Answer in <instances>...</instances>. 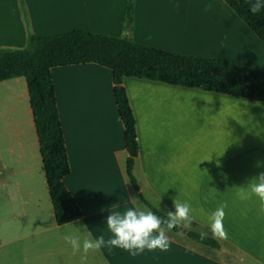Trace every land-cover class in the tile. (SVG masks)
<instances>
[{
	"label": "crops",
	"instance_id": "0c3cea01",
	"mask_svg": "<svg viewBox=\"0 0 264 264\" xmlns=\"http://www.w3.org/2000/svg\"><path fill=\"white\" fill-rule=\"evenodd\" d=\"M24 1L29 26L20 0H0V45L24 47L29 31L131 34L138 43L168 52L228 58L264 71L257 52L247 50L244 58L234 54L239 46L251 48L249 41L264 51V43L224 0H136L132 32L125 27L128 0ZM51 73L71 169L64 183L83 216L65 225L56 222L26 87L19 96L24 118L15 119L11 141H5L8 154L0 152V196L12 225L8 244L51 245L60 257L56 264H264V203L237 195L264 172L257 167L264 164V102L125 77L139 147L137 192L127 175L129 154L112 72L88 63ZM21 78L0 83L19 85ZM140 194L152 205L161 200L165 211L175 198L189 202L195 217L191 229L183 236L169 233L168 252L131 257L119 249L103 250L72 263L71 257L84 254L74 255L65 235L86 229L82 238L103 233L107 239L109 209L122 210L132 199L149 208ZM224 201L228 238L216 239L208 217ZM189 232H208L219 246L203 245Z\"/></svg>",
	"mask_w": 264,
	"mask_h": 264
},
{
	"label": "trees",
	"instance_id": "16d2710c",
	"mask_svg": "<svg viewBox=\"0 0 264 264\" xmlns=\"http://www.w3.org/2000/svg\"><path fill=\"white\" fill-rule=\"evenodd\" d=\"M224 1L264 43V14L253 16L244 0ZM20 4L26 25L29 26L25 1L20 0ZM135 8L136 0H128L125 27L129 32L134 27ZM28 39V45L23 48H0V82L19 77L26 79L58 225L80 220L83 212L64 183L71 169L52 79L53 68L92 63L112 72L114 97L125 127V144L129 154L127 175L137 192L140 188L134 167L139 147L135 118L123 84L125 77L144 78L264 102V71L228 58L172 53L138 43L131 34L116 37L80 29L56 35L30 32ZM140 198L152 208V204L142 194ZM189 236L203 245L219 246L213 238L202 240L201 234L197 232H189Z\"/></svg>",
	"mask_w": 264,
	"mask_h": 264
},
{
	"label": "clouds",
	"instance_id": "9594fccd",
	"mask_svg": "<svg viewBox=\"0 0 264 264\" xmlns=\"http://www.w3.org/2000/svg\"><path fill=\"white\" fill-rule=\"evenodd\" d=\"M244 3L249 6L248 10L253 16L264 14V0H244ZM257 167H264V164L258 163ZM237 195L241 200L255 197L264 203V172L253 177L246 187H240ZM129 203L130 206L122 210L109 209V214L104 220L107 233H110L107 239L103 233L96 237H91V233H88L82 238L86 229L65 235L64 239L71 246L73 254L83 253V261L87 259L89 252L103 250L119 249L131 257L145 252H168L172 243L169 233L176 230L177 235H185L195 219L191 204L176 198L173 200V208L167 211L161 208V200L153 204L152 208L145 207L137 199H132ZM227 208L228 203L224 201L208 217L207 226L213 238H228L225 230ZM208 235V232L201 233V239H207Z\"/></svg>",
	"mask_w": 264,
	"mask_h": 264
},
{
	"label": "rangeland",
	"instance_id": "374dc122",
	"mask_svg": "<svg viewBox=\"0 0 264 264\" xmlns=\"http://www.w3.org/2000/svg\"><path fill=\"white\" fill-rule=\"evenodd\" d=\"M30 33V31H29ZM251 48L248 46H239L234 51V54L244 58V53L250 51L257 52L256 57L264 63V51L255 47L252 41ZM29 43V39L25 46ZM24 46V47H25ZM264 47V46H263ZM0 48H23L15 46L0 45ZM249 52H248V51ZM215 58V57H210ZM251 59V58H250ZM253 60V59H252ZM245 64V63H241ZM21 84L16 85L14 81L0 83V143L2 154H8L5 149V141L10 140L12 137V126L15 123L16 118L21 120L24 118L23 110L19 103V96L24 92L26 86V79L21 78ZM4 140V141H3ZM10 156V155H9ZM10 211V210H9ZM8 208L5 206L3 198L0 196V264H56L59 262L60 257L56 253H53L51 245H43L39 248L33 241L29 243L28 247L24 242L17 244H8L7 242L11 238L12 225L11 222L5 220L9 214ZM64 258H68V253H64ZM81 260V257H71V262Z\"/></svg>",
	"mask_w": 264,
	"mask_h": 264
}]
</instances>
